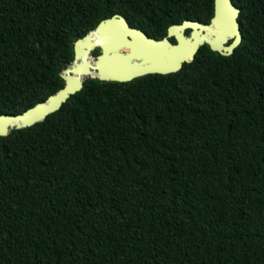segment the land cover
I'll use <instances>...</instances> for the list:
<instances>
[{"label":"trees","instance_id":"16d2710c","mask_svg":"<svg viewBox=\"0 0 264 264\" xmlns=\"http://www.w3.org/2000/svg\"><path fill=\"white\" fill-rule=\"evenodd\" d=\"M242 43L177 72L88 78L0 135V264H264V0ZM215 0H0V114L65 85L75 41L116 13L155 38Z\"/></svg>","mask_w":264,"mask_h":264},{"label":"water","instance_id":"95a60500","mask_svg":"<svg viewBox=\"0 0 264 264\" xmlns=\"http://www.w3.org/2000/svg\"><path fill=\"white\" fill-rule=\"evenodd\" d=\"M240 13L233 0H215L210 22L184 20L171 25L161 39L131 26L119 13L101 20L75 41L74 59L61 71L65 85L19 114H0V135L45 120L80 91L88 78L126 82L151 73L177 72L192 62L205 44L223 55L232 54L243 41ZM174 37L175 43L170 40ZM98 48L101 53L94 55Z\"/></svg>","mask_w":264,"mask_h":264},{"label":"flooded vegetation","instance_id":"af4514ba","mask_svg":"<svg viewBox=\"0 0 264 264\" xmlns=\"http://www.w3.org/2000/svg\"><path fill=\"white\" fill-rule=\"evenodd\" d=\"M191 30H188L187 31V34H189V32H190ZM170 40L172 41V42H177V40H176V38L174 37V38H170ZM99 50H100V52L99 53H101V49L100 48H98Z\"/></svg>","mask_w":264,"mask_h":264},{"label":"rangeland","instance_id":"374dc122","mask_svg":"<svg viewBox=\"0 0 264 264\" xmlns=\"http://www.w3.org/2000/svg\"><path fill=\"white\" fill-rule=\"evenodd\" d=\"M99 52H100V50L99 49H96V50H94V55H97V54H99Z\"/></svg>","mask_w":264,"mask_h":264}]
</instances>
